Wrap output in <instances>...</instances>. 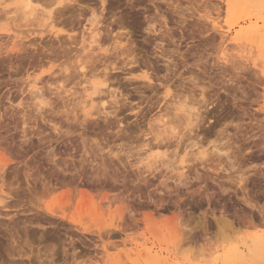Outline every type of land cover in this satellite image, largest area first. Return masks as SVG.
I'll return each instance as SVG.
<instances>
[{
    "label": "rangeland",
    "instance_id": "obj_1",
    "mask_svg": "<svg viewBox=\"0 0 264 264\" xmlns=\"http://www.w3.org/2000/svg\"><path fill=\"white\" fill-rule=\"evenodd\" d=\"M0 1V264H258L248 249L264 234V0L238 11L228 0H35L32 13ZM87 18L102 29L91 48ZM114 36L128 51L118 57L139 60L108 81L124 102L117 116L85 115L103 65L96 76L86 66L90 82L72 68L102 58ZM141 70L153 84L137 81ZM33 86L52 105L37 110ZM163 123L184 140L157 144Z\"/></svg>",
    "mask_w": 264,
    "mask_h": 264
},
{
    "label": "bare ground",
    "instance_id": "obj_2",
    "mask_svg": "<svg viewBox=\"0 0 264 264\" xmlns=\"http://www.w3.org/2000/svg\"><path fill=\"white\" fill-rule=\"evenodd\" d=\"M11 1H13V3H15V5H14V8H15V10L16 11H18L19 9H22V10H24V11H27V12H30V13H32V11H33V9H32V5H33V2L35 1V0H11ZM65 0H63V2H64ZM67 1V0H66ZM72 1V0H71ZM71 1L69 0V1H67L68 2V4H70L71 3ZM74 1V0H73ZM101 1V0H100ZM106 1V0H105ZM228 1H231L230 3V5H231V8H234V9H236L237 11L238 10H244V8L243 7H246L245 6V2H247V0H228ZM1 2V1H0ZM50 2V1H49ZM49 2H47V3H49ZM62 2V1H61ZM67 2H64V4L66 5L67 4ZM70 2V3H69ZM76 2V1H75ZM75 2H73L74 4H75ZM79 2V1H78ZM101 2H103L102 4L104 5V0H102ZM43 3V2H42ZM58 3H59V1H58ZM72 4V3H71ZM11 5V4H10ZM63 5V4H62ZM105 6V5H104ZM10 7V6H9ZM69 7H71V5H69ZM80 7V6H79ZM102 7V6H101ZM64 8V7H63ZM103 8V7H102ZM58 9V8H57ZM179 9V8H178ZM246 9V8H245ZM5 10V9H4ZM61 10H63V9H60V12H61ZM91 10V9H90ZM103 10V9H102ZM15 11V12H16ZM58 11V10H57ZM65 11V10H64ZM63 12V11H62ZM62 12H61V14H62ZM4 13V12H3ZM93 13H95V12H93ZM92 13V14H93ZM32 15V14H31ZM53 15V14H52ZM95 15V14H94ZM94 15H92V16H94ZM97 15V14H96ZM53 17V16H52ZM95 17H97V16H94V18ZM58 18V17H57ZM13 19V18H12ZM88 19V18H87ZM97 19H98V17H97ZM96 19V20H97ZM56 20V19H55ZM60 20V19H59ZM95 19L94 20H92L91 18L90 19H88V22H90V24H89V26L87 27V30H89L88 31V33H89V39H90V43H89V47L91 46V45H93V44H95V43H97L98 45H100V39H101V31H102V29L101 28H99L98 27V23H99V20L98 21H96ZM185 20V19H184ZM202 20V19H201ZM53 21V20H52ZM203 21V20H202ZM56 22V21H55ZM58 22V21H57ZM215 22H217V21H214V24H215ZM48 23V22H47ZM194 23V22H193ZM48 24H51V23H48ZM182 24V23H181ZM216 24H219L218 22L216 23ZM121 25H119V27H120ZM164 26V25H163ZM103 27V26H102ZM154 27V26H153ZM157 27V26H156ZM162 27V26H161ZM166 27H168V26H166ZM107 28V27H106ZM105 28V29H106ZM160 28V27H159ZM165 29H167V28H165ZM170 29V28H169ZM108 30V29H107ZM110 30V29H109ZM155 30V29H154ZM158 31V30H157ZM160 31V30H159ZM169 31V30H168ZM204 31V30H203ZM111 32H113V30H111ZM161 32V31H160ZM166 32V31H165ZM200 32V31H199ZM109 33H110V31H109ZM169 33V32H168ZM201 33V32H200ZM164 34V33H163ZM171 34V33H170ZM169 34V35H170ZM173 34H175V33H173ZM185 34V33H184ZM120 34H118L117 33V36H119ZM158 35H160V33H158ZM162 35V34H161ZM165 35V34H164ZM164 35H162L163 37H164ZM242 35V34H241ZM60 36V35H59ZM117 36H114V42L113 43H115V45L114 44H111V45H114L112 48H105L104 49V53H103V57L102 58H100L99 57V59H98V56H96L97 57V59H95V58H92V59H94V60H88L87 61V58L85 59L86 61H83V62H81V63H79V64H77V62H76V64L73 66V64H72V66H73V68L72 69H76V68H78L79 67V69L81 70L80 72V74L84 77V78H82L84 81L83 82H85V81H87V82H90V80L89 79H87L86 77H87V74H86V68H88V67H86L87 65H91V68L94 70V68L96 67V63L98 62V63H100L101 65H103V67H102V71H100V73H102L101 74V76H103L102 77V80H98V77H100V74L97 76V80L99 81L98 83L96 82V83H93V85L91 86L92 87V91H90V93L89 94H87V96L88 97H90V99H88L89 101H87L86 100V102H85V104L87 103V105H89L90 107H91V109H93V108H96V112H94V109H93V111L91 110V109H89V110H86L85 108H87V107H85L84 106V108H83V111H84V114L85 115H88V116H92V115H94V113H102V114H105V118H109V116L110 115H114V116H117V115H119L118 113H119V111H120V105H122V103L124 102H122V98H121V96H123L124 95V93L122 94L121 93V90H119L118 89V91H117V87L116 88H113V85L111 86V85H109L108 83L109 82H111L110 81V79H112L113 77V74H115L116 73V71L117 70H121L122 68H123V66L121 65L122 63H124L125 65V67H126V65H129V64H136V62L138 63V59H135V57H132V58H130V59H126L127 61L125 62L123 59H125V58H127L126 56H124L125 58H120V57H118L119 55H120V53H122V54H127V52L128 51H125V48H122V47H120L119 45H118V40H117ZM121 36V35H120ZM150 36H152V35H150ZM162 36H159L161 39H163L164 40V38H162ZM167 36V35H166ZM122 37V36H121ZM87 38V37H86ZM115 38H116V40H115ZM159 38V39H160ZM188 38V37H187ZM194 38V37H193ZM83 39H84V41H85V38L83 37ZM108 39V38H107ZM157 39H158V37H157ZM156 39V41H157V43H155L154 45H155V47L157 48V50L160 52V54H161V56L163 57L162 59H165V60H162V61H166V58L167 59H169L168 57H166L167 56V52H166V50L167 49H165L164 47H166L164 44V41L163 40H157ZM103 40V39H102ZM109 40V39H108ZM153 40V39H152ZM175 40V39H174ZM181 40V39H180ZM87 41V40H86ZM121 41V40H120ZM89 42V41H88ZM153 42V41H152ZM96 44V45H97ZM122 44V43H121ZM152 44V43H151ZM64 45V44H63ZM102 45V44H101ZM128 45V44H127ZM123 46V45H122ZM174 46V45H173ZM93 47V46H92ZM99 47V46H98ZM111 47V46H110ZM176 47V46H175ZM53 48V47H52ZM91 48V47H90ZM100 48V47H99ZM167 48V47H166ZM54 49V48H53ZM62 49H64V48H62ZM117 49L119 50V51H117ZM178 49V48H177ZM47 50V49H46ZM65 50H66V48H65ZM65 50H63V52L65 51ZM99 50V49H98ZM129 50V49H128ZM45 51V50H44ZM130 52H132L131 51V49L129 50ZM155 51V50H154ZM172 52H173V50H171ZM170 51V52H171ZM47 52V51H46ZM61 52V51H60ZM68 52V51H67ZM168 52H169V49H168ZM169 52V53H170ZM177 52V51H176ZM43 53V52H42ZM66 53V52H65ZM156 53V52H155ZM168 53V54H169ZM175 53V52H174ZM62 54V53H61ZM67 54H69V53H67ZM102 54V53H101ZM135 54V53H134ZM153 54V53H152ZM227 54V53H226ZM80 55V54H79ZM133 55V54H132ZM131 55V56H132ZM158 55V54H157ZM172 55V54H171ZM181 55V54H180ZM186 55V54H185ZM228 55V54H227ZM64 56V55H63ZM130 56V57H131ZM160 56V55H159ZM160 56V57H161ZM183 56V55H182ZM81 57V56H80ZM94 57V56H93ZM128 57H129V55H128ZM164 57H166V58H164ZM69 58V57H68ZM118 58H120L122 61H121V63H120V60L118 61L117 59ZM136 58H138V57H136ZM175 58V57H174ZM185 58V57H184ZM186 58H188V57H186ZM84 59V58H83ZM34 60V59H33ZM138 60V61H137ZM38 61V60H37ZM75 61H77V60H75ZM170 61H171V59H170ZM169 60H167V62H165V64L167 65V69H169L168 68V66H169V64L172 62V64H173V61H171L170 62ZM175 61V60H174ZM185 62V61H184ZM75 63V62H74ZM87 63V64H86ZM90 63V64H89ZM176 63V62H175ZM174 63V64H175ZM183 63V62H182ZM233 63V62H232ZM119 64H120V66H119ZM155 65H156V63H154ZM173 64V65H174ZM236 64V63H235ZM78 67H77V66ZM140 65V64H139ZM151 65V64H150ZM186 65V64H185ZM95 66V67H94ZM130 66V65H129ZM132 66V65H131ZM175 66V65H174ZM176 66L178 67V65L176 64ZM133 67V66H132ZM150 67V66H149ZM164 67H166V66H164ZM170 67V66H169ZM172 67V66H171ZM170 67V68H171ZM181 67V66H180ZM90 68V67H89ZM129 68V67H128ZM70 69V68H69ZM97 69V71H95V73H93L92 75H94V76H96V74L97 73H99L98 72V70H99V68H95V70ZM126 69V68H125ZM130 69V68H129ZM133 69V68H132ZM143 69V68H142ZM145 69V68H144ZM154 69V68H153ZM174 69V68H173ZM93 70H91L92 72H94ZM140 70V69H139ZM146 70V69H145ZM162 70H164V69H162ZM161 70V71H162ZM166 70V69H165ZM88 71V70H87ZM142 71V70H141ZM147 71V70H146ZM146 71H142V72H144L143 73V75L142 76H139V77H137V78H139V79H137V78H129L128 79V81H133L134 79H137V81H139V80H145V81H147L146 83H152V77H151V75H152V73L149 75V73L148 72H146ZM168 71V70H167ZM166 71V72H167ZM89 72H90V70H89ZM97 72V73H96ZM171 72V71H170ZM67 73H69V71L67 72ZM67 73H64V74H62V75H65V74H67ZM73 73H74V71H73ZM76 73H77V71H76ZM88 73V72H87ZM154 73H156V72H154ZM157 73H159V72H157ZM173 73V72H172ZM69 74H71V73H69ZM75 74V73H74ZM79 73H78V75H80ZM160 74V73H159ZM164 74V73H163ZM174 74V73H173ZM77 75V74H76ZM89 75V74H88ZM116 75V74H115ZM131 75V74H130ZM141 75V74H140ZM154 75H156V74H154ZM161 75V74H160ZM65 76H67V77H65ZM64 76V78H68L69 76L71 77V76H73L74 77V75L73 74H71V75H65ZM81 76V77H82ZM90 76V75H89ZM118 76V75H117ZM63 77V76H62ZM72 77V78H73ZM76 77V76H75ZM81 77L80 76H78V79L79 80H81ZM91 77H93V76H91ZM124 77V76H123ZM132 77V76H131ZM141 77V78H140ZM146 77V78H145ZM163 78H165L166 76L164 75V76H162ZM168 77V76H167ZM39 78V77H38ZM101 78V77H100ZM120 78H121V76H120ZM126 78V77H125ZM153 78H155V79H157L156 78V76L155 77H153ZM171 78V77H170ZM76 79V78H75ZM168 78H166V80H164V81H168L167 80ZM39 80V79H38ZM66 80H68V79H66ZM66 80H64V81H66ZM77 80V79H76ZM79 80H77V81H75V80H73V81H75V82H77L78 84H79ZM91 80H93V78L91 79ZM118 79H116V81H117ZM121 80H123V79H121ZM162 80V79H161ZM37 81V80H36ZM60 81V80H59ZM109 81V82H108ZM112 81H113V79H112ZM136 81V80H135ZM145 81L143 82V83H145ZM175 81V80H174ZM74 82V83H75ZM82 82V81H81ZM122 82V81H121ZM120 82V83H121ZM140 82V81H139ZM124 83V82H123ZM127 83V82H126ZM149 83V84H150ZM81 84V83H80ZM128 84V83H127ZM131 84V83H130ZM142 84V83H141ZM153 84V83H152ZM180 84V83H179ZM65 85V84H64ZM75 85H76V83H75ZM119 85V84H118ZM145 85V84H144ZM158 85V84H157ZM183 85V84H182ZM154 86H155V84H154ZM36 87V86H35ZM42 87V86H41ZM111 87V88H110ZM120 87V86H119ZM134 87V86H133ZM137 87H139V86H136V88ZM140 87L142 88V85H140ZM144 87H146V86H144ZM150 87H151V85H150ZM183 87V86H182ZM48 88V87H47ZM51 88V87H50ZM57 88V87H56ZM59 88V87H58ZM57 88V89H58ZM60 88H61V86H60ZM59 88V89H60ZM141 88H139V89H141ZM147 88H148V86H147ZM63 89H64V87H63ZM89 89V88H88ZM151 89H152V87H151ZM154 89V88H153ZM176 89H178V88H176ZM183 89V88H182ZM33 90H35L34 91V93H36V94H34V97H35V99L37 100V98H38V100H39V102L38 101H36V106H38L39 104V109H37V110H39V111H41L43 108H45V106L47 107V106H50V105H52V100L50 99V97H48L50 100H51V102H49V99H48V101L46 100V98H45V93L43 94V91L45 90H43L42 88H40V86L39 87H36L35 89H34V86H33V88L31 89V94L33 93ZM60 90H62V89H60ZM73 90V89H72ZM138 89H136V91H137ZM142 90V92H144V90H143V88L141 89ZM140 90V91H141ZM150 90V89H149ZM173 90V89H172ZM172 90H169L170 92V94H171V92H173ZM179 90V89H178ZM123 91V90H122ZM139 91V90H138ZM139 91V92H140ZM152 91V90H151ZM154 91V90H153ZM180 91V90H179ZM57 92V98H58V96L60 95V94H58V91H56ZM62 92V91H61ZM65 92H67V90H65ZM124 92V91H123ZM131 92V91H130ZM138 92V94L139 95H141L142 97H143V95H144V93H143V95H142V92H140L139 93ZM175 92V91H174ZM173 92V93H174ZM128 93V92H127ZM193 93V92H192ZM54 94V93H53ZM122 94V95H121ZM146 94V93H145ZM175 94H176V92H175ZM188 94V93H187ZM33 95V94H32ZM92 95H95V96H97V98L99 97V98H101L100 100H99V102H98V104L99 105H101L100 107L101 108H97V107H99V105L98 104H96V100H94V98L92 97ZM125 95H127V94H125ZM168 95V94H167ZM189 95V94H188ZM37 96H41V97H37ZM85 96V95H84ZM103 96H110V97H112V99H111V104L113 103L114 105H110L111 107H107L106 106V103H107V101H106V99H102V97ZM140 96V97H141ZM169 96V95H168ZM173 96H175V95H173ZM177 96V95H176ZM176 96L174 97L175 99H176ZM184 96V95H183ZM186 96V95H185ZM184 96V97H185ZM196 96V95H195ZM33 97V98H34ZM37 97V98H36ZM61 97V96H60ZM146 97H147V95H146ZM189 97H191V96H189ZM204 97V96H203ZM41 98V99H40ZM144 98H145V96H144ZM187 97H185V99H186ZM43 99V100H42ZM59 99V98H58ZM157 99V98H156ZM190 99V98H189ZM203 99H205V97L203 98ZM34 100V99H33ZM168 100H169V98H168ZM67 101V100H66ZM96 101V102H95ZM159 101V100H158ZM171 101V100H170ZM172 101H173V99H172ZM20 102H21V100H20ZM18 103V106H19V104H21V103ZM168 102V101H167ZM178 102H180V101H178ZM178 102H176L177 104H178ZM183 102V101H182ZM73 103V102H72ZM71 103V104H72ZM126 103V102H125ZM138 103V102H137ZM170 103V102H169ZM174 103H175V101H174ZM175 103V104H176ZM181 103V102H180ZM185 103V102H184ZM187 103V102H186ZM69 104V103H68ZM163 104V103H162ZM172 104V103H171ZM170 104V105H171ZM176 104V105H177ZM189 104V103H188ZM65 105H66V102H65ZM139 105V104H138ZM158 105V104H157ZM173 105V104H172ZM181 105H183V103L181 104ZM35 106V107H36ZM53 106H54V104H53ZM70 106V105H69ZM140 106V105H139ZM153 106H155L154 104H153ZM166 106V105H165ZM179 106H180V104H179ZM184 106H186V105H184ZM41 107V108H40ZM43 107V108H42ZM187 107H189V106H187ZM66 108V107H65ZM65 108H64V110H65ZM71 108V107H70ZM70 108H69V110H70ZM107 108L109 109H111V110H107ZM167 106H166V109L164 110V111H162V112H164V113H166V110H167ZM171 108V107H170ZM169 108V109H170ZM174 110H177L176 109V106L174 105ZM178 108V107H177ZM41 109V110H40ZM185 109H186V107H185ZM191 109V108H190ZM196 109V108H195ZM210 109V108H209ZM44 110V109H43ZM54 110V109H53ZM67 110V109H66ZM73 110H74V108H73ZM72 110V111H73ZM119 110V111H118ZM155 110V109H154ZM161 110H163L162 108H161ZM181 110V109H180ZM76 111V110H75ZM178 111H179V109H178ZM183 111H185L184 110V108H183ZM187 111V110H186ZM191 111V110H190ZM189 111V112H190ZM192 111H193V109H192ZM69 112V111H68ZM71 112V111H70ZM74 112V111H73ZM161 112V113H162ZM170 112V111H169ZM194 112V111H193ZM75 113H77V111L75 112ZM179 113H180V111H179ZM182 113V112H181ZM187 113H188V111H187ZM196 113H198V114H196ZM196 113H189V118H190V115L191 114H193V116H195L196 117V119L194 120L193 118V120L196 122L195 123V125L197 126V128H198V125L201 123V120H203V118H204V116L201 114V112H196ZM245 113V112H244ZM243 113V114H244ZM174 114H178L177 113V111L174 113ZM173 114V115H174ZM248 114V113H247ZM41 115H42V113H41ZM159 115V114H158ZM161 115V114H160ZM159 115V116H160ZM181 115H185V114H181ZM188 115V114H187ZM78 116H79V114H78ZM77 116V117H78ZM80 116H82V115H80ZM79 116V117H80ZM162 116H165V115H162ZM180 116V115H179ZM161 117V116H160ZM170 117V116H169ZM177 117H178V115H177ZM186 117V116H185ZM83 118V117H82ZM89 118V117H88ZM119 118V117H118ZM163 118V117H162ZM184 118V117H183ZM188 118V119H189ZM257 118V117H256ZM263 118V117H262ZM78 119V118H77ZM80 119V118H79ZM180 120V119H179ZM186 120V119H185ZM193 120H192V122H193ZM83 121V120H82ZM85 121H87V118H86V120ZM122 121L123 120H119L118 121V123H117V125H119V124H122ZM162 121V120H161ZM167 121V124H168V120H166ZM181 121V125L182 124H184V123H182V120H180ZM180 121L178 122V123H180ZM189 121V120H188ZM210 121H212V120H210ZM162 122H164V121H162ZM174 122V121H173ZM172 122V123H173ZM83 123V122H82ZM81 123V124H82ZM171 123V124H172ZM175 123V122H174ZM177 123V124H178ZM260 123V122H259ZM258 123V124H259ZM163 124H165L166 125V123H163ZM190 125H191V122L189 123ZM215 124V123H214ZM162 125V124H161ZM173 125H175V124H172V126L171 125H166L167 127L166 128H159L160 129V132L158 133V135L155 137V139L154 140H156L155 142L157 143V144H162V143H164L163 145H165V146H168V144L170 143V144H172L171 142V140L172 139H174V138H176L177 140H176V142L178 141V143H180L182 140H184L183 139V136L184 135H182V136H180L181 134L179 133V132H177L176 133V131H178ZM190 125H188V126H190ZM260 125V124H259ZM138 126V125H137ZM195 126V127H196ZM140 127H141V125H140ZM161 127V126H160ZM168 127H171V128H168ZM187 127V126H186ZM56 128V127H55ZM119 128H121V130H123V128L122 127H119ZM179 128V127H178ZM196 128V129H197ZM138 129H141V128H138ZM199 129V128H198ZM57 130H58V128H57ZM120 130V131H121ZM184 130V129H183ZM192 131V130H191ZM200 131V130H199ZM183 132V131H182ZM181 132V133H182ZM195 132V131H194ZM204 132V131H203ZM178 133L180 134V135H178ZM184 133V132H183ZM191 133V132H190ZM209 133V132H208ZM155 134V133H154ZM153 134V135H154ZM196 135L198 134V133H195ZM121 135V134H120ZM248 135V134H247ZM199 136V135H198ZM127 137V136H126ZM259 137V136H258ZM196 138V137H195ZM198 138V137H197ZM145 140V139H144ZM143 140V141H144ZM147 141V140H146ZM146 141H144L143 143L145 144V143H147ZM151 141V140H150ZM153 141V140H152ZM152 141H151V143L150 144H152ZM174 141H175V139H174ZM194 141V140H193ZM260 141V140H259ZM149 142V141H148ZM196 142V141H195ZM166 143V144H165ZM264 143V142H263ZM262 143V144H263ZM147 144H149V143H147ZM147 144H145V145H147ZM150 144H149V146H150ZM155 144V143H154ZM156 144V145H157ZM182 144V143H181ZM186 144V143H185ZM194 144H196V143H194ZM252 144V143H251ZM257 144V143H256ZM255 144V145H256ZM259 144V143H258ZM257 144V145H258ZM173 145V144H172ZM171 145V146H172ZM178 145V144H177ZM182 146V145H181ZM181 146H180V148H181ZM173 147V146H172ZM187 147V146H186ZM249 147V146H248ZM169 148V147H168ZM174 148H176V147H174ZM185 148V147H184ZM254 148V147H253ZM264 148V147H263ZM145 149V148H144ZM143 149V150H144ZM148 149V148H147ZM147 149H145V150H147ZM252 149V148H251ZM175 150H177V149H175ZM248 150V149H247ZM250 150V149H249ZM148 151V150H147ZM158 151H160V150H158ZM261 151V150H260ZM259 151V152H260ZM252 152V151H251ZM262 152H264V151H262ZM162 153L164 154V152L162 151ZM161 153V151H160V154H162ZM202 153V152H201ZM248 153V152H247ZM162 154V155H163ZM166 154H167V152H166ZM165 154V156H167ZM202 154H205V153H202ZM249 155V154H248ZM247 155V156H248ZM253 155V154H252ZM256 155V154H255ZM160 156V155H159ZM205 156V155H204ZM245 156V155H244ZM162 157V156H161ZM150 162V161H149ZM148 164V163H147ZM0 165H1V163H0ZM8 165V164H7ZM55 165H57V163L55 164ZM166 165V164H165ZM168 165V164H167ZM59 166V165H58ZM151 166H154V164L152 165V163H151ZM3 169H5L4 168V164H2L1 166H0V170H3ZM62 169V168H61ZM68 168H66L65 169V171L67 170ZM64 170V169H63ZM255 170V169H254ZM5 171V170H4ZM64 171V172H65ZM67 171H69V170H67ZM74 171V170H73ZM182 171H184V170H182ZM257 171V170H256ZM2 172V171H1ZM0 172V173H1ZM6 172V171H5ZM250 172V171H249ZM263 172V171H262ZM247 173H248V171H247ZM261 173V172H260ZM180 174H181V172H180ZM182 174H183V172H182ZM182 174H181V176H182ZM2 175H4V172H2L1 174H0V176H2ZM262 175V174H261ZM3 177V176H2ZM1 177V179H2V181L4 182V178H2ZM183 177V176H182ZM72 178V177H71ZM260 178V177H259ZM63 180V179H62ZM181 183H182V181H180ZM2 183V182H1ZM66 183V182H65ZM184 183V182H183ZM182 183V184H183ZM5 185V184H4ZM3 185V186H4ZM2 186V185H1ZM0 186V187H1ZM9 187H11V186H9ZM245 188V187H244ZM12 189H15V188H13L12 187ZM3 190V189H2ZM248 190V189H247ZM0 191H1V189H0ZM2 192V191H1ZM5 192H6V190H5ZM6 193H9V192H6ZM4 195V194H3ZM12 195V194H11ZM7 196H9L8 194H7ZM1 197V196H0ZM2 197H4V196H2ZM10 197V196H9ZM249 197V196H248ZM251 197V196H250ZM6 198V197H5ZM11 198V197H10ZM7 199V198H6ZM248 200H249V198H247ZM17 200V199H16ZM247 200V203L249 202ZM3 201V200H2ZM4 202V201H3ZM6 202V201H5ZM249 203H251V202H249ZM1 204H4V203H1ZM253 204V203H252ZM8 205H10V204H8ZM248 205V204H247ZM6 207V206H5ZM49 213H51L52 215L54 214V212L52 211V210H49ZM38 217V216H37ZM222 217H225V216H222ZM222 217H221V219H222ZM216 218V217H215ZM262 218V217H261ZM217 219H219L218 217H217ZM225 219V218H224ZM226 220V219H225ZM33 221V220H32ZM224 221V220H223ZM34 222V221H33ZM220 222V221H219ZM228 222V221H227ZM226 223V222H225ZM31 224H32V222H31ZM31 224H30V226H31ZM233 224V223H232ZM227 225H229V224H227ZM25 226V225H24ZM224 226V225H223ZM26 227V226H25ZM88 229V228H87ZM17 233V232H16ZM262 234V233H261ZM29 236V235H28ZM41 238V237H40ZM10 239V238H9ZM47 240V239H46ZM33 242V241H32ZM9 243V242H8ZM46 243V242H45ZM53 243V242H52ZM50 244H51V242H50ZM243 244H245V243H243ZM13 245V244H12ZM25 245V244H24ZM37 245V244H36ZM15 246V245H14ZM17 246V245H16ZM243 246V245H242ZM247 246V245H246ZM7 247V246H6ZM16 248V247H15ZM21 248V247H20ZM51 248V247H50ZM47 249V248H46ZM45 249V250H46ZM262 249H264V234H262V235H260V236H258L256 239H253V243L250 245L249 244V252L251 253V255H253L252 256V260H256L257 261V263L259 264V262H260V254H261V250ZM10 250V249H9ZM18 250V249H17ZM32 250V249H31ZM44 250V251H45ZM50 250V249H49ZM48 250V251H49ZM13 251H14V249H13ZM20 251H21V249H20ZM47 251V252H48ZM19 252V251H18ZM46 252V251H45ZM50 252H52V251H50ZM235 252V254L237 255V259H238V262H241V263H247V254H245V253H243V252H240V253H238L239 251L238 250H236V251H234ZM246 252V251H245ZM13 253V252H12ZM11 252H10V254H12ZM17 253V252H16ZM33 253V252H32ZM53 253V252H52ZM152 252H151V250H147V254H151ZM14 254V253H13ZM12 254V255H13ZM45 254V253H44ZM17 255H18V253H17ZM16 255V256H17ZM24 255H26V254H24ZM11 256V255H10ZM39 257V256H38ZM151 257V256H150ZM40 258V257H39ZM148 258V257H147ZM152 258V257H151ZM50 259H51V257H50ZM56 262V261H55ZM252 262H254V261H252ZM50 263V262H49ZM52 264V263H51Z\"/></svg>",
    "mask_w": 264,
    "mask_h": 264
},
{
    "label": "snow or ice",
    "instance_id": "obj_3",
    "mask_svg": "<svg viewBox=\"0 0 264 264\" xmlns=\"http://www.w3.org/2000/svg\"><path fill=\"white\" fill-rule=\"evenodd\" d=\"M146 78V77H145ZM260 264H264V249L261 250V254H260Z\"/></svg>",
    "mask_w": 264,
    "mask_h": 264
}]
</instances>
